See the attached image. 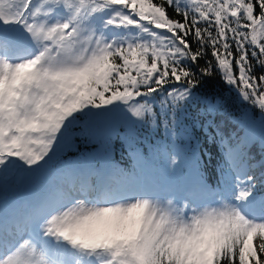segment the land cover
<instances>
[{
  "label": "snow or ice",
  "instance_id": "1",
  "mask_svg": "<svg viewBox=\"0 0 264 264\" xmlns=\"http://www.w3.org/2000/svg\"><path fill=\"white\" fill-rule=\"evenodd\" d=\"M0 264H264V0H0Z\"/></svg>",
  "mask_w": 264,
  "mask_h": 264
},
{
  "label": "trees",
  "instance_id": "2",
  "mask_svg": "<svg viewBox=\"0 0 264 264\" xmlns=\"http://www.w3.org/2000/svg\"><path fill=\"white\" fill-rule=\"evenodd\" d=\"M227 87L228 86L226 84H223V82L220 80L219 76H213V77L209 78L208 91L225 92V94H227L226 91H225L227 89ZM190 122L191 121L189 120L188 123L190 124ZM180 139H182V138H178L177 139V143L180 142ZM200 142H201V145H202L203 144V136L200 137ZM184 144H185V146L187 145V141L186 140L184 141ZM209 147H210V145L206 146V147H203L202 151L207 153L208 150H209ZM72 151H74V150H72ZM117 152H119V150ZM65 155H68V153L66 152ZM124 156L127 157V154L124 153ZM163 180H167V179L164 178ZM25 188H27V187H25ZM25 188H21L17 192H23V191H25Z\"/></svg>",
  "mask_w": 264,
  "mask_h": 264
},
{
  "label": "rangeland",
  "instance_id": "3",
  "mask_svg": "<svg viewBox=\"0 0 264 264\" xmlns=\"http://www.w3.org/2000/svg\"><path fill=\"white\" fill-rule=\"evenodd\" d=\"M179 146H180V147H185V144H180Z\"/></svg>",
  "mask_w": 264,
  "mask_h": 264
}]
</instances>
